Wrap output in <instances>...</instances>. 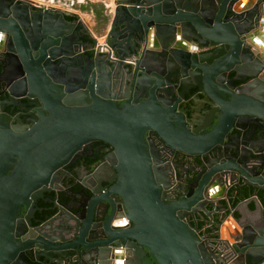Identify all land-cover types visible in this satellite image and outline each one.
Masks as SVG:
<instances>
[{
    "label": "water",
    "instance_id": "95a60500",
    "mask_svg": "<svg viewBox=\"0 0 264 264\" xmlns=\"http://www.w3.org/2000/svg\"><path fill=\"white\" fill-rule=\"evenodd\" d=\"M114 5L117 59L73 53L78 23L63 14L0 0V93L38 101L42 118L15 133L0 115V264L264 262V0ZM151 31L159 51L146 49ZM133 54L142 57L134 70ZM97 142L112 150L91 174L97 183L79 184L64 204L47 200L59 169ZM230 184L256 193L242 200L231 238L226 216L216 220Z\"/></svg>",
    "mask_w": 264,
    "mask_h": 264
},
{
    "label": "flooded vegetation",
    "instance_id": "af4514ba",
    "mask_svg": "<svg viewBox=\"0 0 264 264\" xmlns=\"http://www.w3.org/2000/svg\"><path fill=\"white\" fill-rule=\"evenodd\" d=\"M105 6V5H104ZM35 11V13L40 12L41 10H36L33 9ZM105 15L104 18H102L103 20L106 19L105 24L107 25L105 27V31L102 37H106V40L110 43V39L111 37H109V33L114 32V31H118L117 29L111 27V22H112V17L114 15V9H109V7H107V9H105ZM44 12V11H41ZM49 12H53L56 13L55 11H49ZM60 13V12H59ZM104 13V11H103ZM62 14V13H61ZM65 16V15H64ZM68 16H65V18ZM75 17V19H73L72 21H69L70 23H73L74 21H76L78 24L73 28L72 32H70L71 37L73 38L71 40V45H70V50L73 53L76 54H87L90 56H94L96 55L97 52L101 53L99 50L96 49V45L100 42L99 40H101V38H98L99 35H95L92 30L94 29V27H92V24L90 23H86L83 21V17L80 14V16H72ZM30 26H32V24L28 23L25 26V29L27 31L30 30ZM142 38V37H141ZM146 40V49L147 50H151V51H155L150 49V42H152L151 40L154 39V42L157 40L156 35L151 31L149 32L147 37H144ZM142 38V39H143ZM123 39H120V41H122ZM1 41L2 39H0V46H1ZM99 41V42H98ZM3 46H5V44H7V40H3ZM43 44V41L40 42L39 46H38V53H40L41 51V46ZM184 44V43H183ZM189 47V49H191V45L190 44H185ZM194 47V46H193ZM30 50H32L30 48ZM34 51V50H32ZM31 51V52H32ZM37 51V50H36ZM105 54V53H102ZM116 54V53H115ZM117 56V55H116ZM40 57V56H39ZM134 59L133 61H135L134 64H128L126 62L127 65H131L133 70L135 69V66L138 65L139 61L141 60V56L139 55H131L128 58L125 59V61L127 59ZM154 56L151 53H149L147 55V59L148 61H154ZM161 62H166L163 59H159ZM32 61H36V59H32ZM128 66V67H131ZM114 84V82H113ZM0 99L4 100L6 102L5 107L3 109V111L1 110L0 115L2 116V128H4L5 126H7L10 130H12L15 133H20L23 130L26 129H32L38 122H40L42 120V118L40 117V111L38 108V101H33V99L31 100H26V99H22L17 101L15 104L11 102V100H9L4 93H0ZM51 99L55 100L54 98L51 97ZM152 140H154L157 144L159 143L155 137L153 136ZM163 147V146H161ZM160 148V145H159ZM165 148V147H164ZM93 150L95 152H91L90 150H86V151H81V155L77 158L75 164L73 166L70 167H63L59 169V178L57 180L54 181V185L53 188L50 192H48L45 196V198L49 201H53L54 204L60 205V204H64L65 201H68V198H71V191L75 192L78 191V185L79 184H85V185H90L93 182H96V177H92L91 174L92 172H94V170H97L101 165L102 162L100 160V156L102 154H110L112 152L111 148L108 145L102 144V143H96L95 146L93 147ZM163 150V149H162ZM161 150V155L163 158V162L165 163H169V164H175L176 163V158L174 157L173 153L171 150L167 149V150ZM178 170L179 169L178 167ZM109 170H106L105 173L108 174L107 178L111 177V174L109 173ZM10 173V172H9ZM8 173V174H9ZM104 172L102 173L103 175L105 174ZM103 178V177H102ZM104 186H106V184H103ZM235 184H230L229 189L234 188ZM96 186H98L96 184ZM66 193V194H64ZM230 193V192H229ZM68 194V195H67ZM258 194V193H257ZM253 196H256V193L251 195V197L249 199H251ZM225 198V197H224ZM227 199V198H225ZM227 201H229V198L227 199ZM241 202V201H240ZM39 206L43 207L45 206L43 204L42 201L39 202ZM48 207H51V205H49ZM226 209V208H225ZM234 209V207L231 208V210ZM226 214H224L222 211H220V214L216 217V220H220L225 218ZM121 223V222H119ZM122 223H128L127 219L122 220ZM201 223V222H200ZM199 223V228H201L202 233L211 238L214 239V235L216 234V230L212 227V226H206L204 223H202V226H200ZM238 264V263H236ZM239 264H246V262L243 260V262H239ZM257 264H264V262H260Z\"/></svg>",
    "mask_w": 264,
    "mask_h": 264
},
{
    "label": "built area",
    "instance_id": "2783aa9c",
    "mask_svg": "<svg viewBox=\"0 0 264 264\" xmlns=\"http://www.w3.org/2000/svg\"><path fill=\"white\" fill-rule=\"evenodd\" d=\"M28 5H30L33 9L41 10V11H55L60 12L65 16H80L81 11L79 10V6L85 4L87 0H21ZM103 4L107 8L108 5L106 1L102 0ZM100 41V42H99ZM96 45V49L101 53L109 54L112 59H117L114 50L112 49L110 43L106 40V37H102ZM134 59H127L126 62L128 64H134Z\"/></svg>",
    "mask_w": 264,
    "mask_h": 264
},
{
    "label": "crops",
    "instance_id": "0c3cea01",
    "mask_svg": "<svg viewBox=\"0 0 264 264\" xmlns=\"http://www.w3.org/2000/svg\"><path fill=\"white\" fill-rule=\"evenodd\" d=\"M104 1H106L109 9H114V7H115L114 1L115 0H104ZM244 1H246V0H244ZM255 1L256 0H249V4H254ZM89 2H90V4H89L90 6L88 5L89 8H92L93 6L98 7V6H96V4H98V3L99 4H101V3L103 4L102 0H100L99 2H97L96 0H89ZM85 7H86V5H84V4L81 5V6H79V8H81V9H83ZM237 8H239V7L237 6ZM238 10L241 11L242 9H238ZM263 19H264V16H263ZM93 24H94V22H93ZM257 34H258V38L261 39L262 45H263V47L262 46H258L257 47V49H258L257 51H260V55L262 57H264V25L263 24L261 25V28L257 31ZM151 41L152 42H150V46H151L150 49L155 50V51H159L160 50V47L154 42V39L151 40ZM253 194H255V193L253 191H251V195H253ZM219 195H221V194H219ZM219 199H221V203L222 204L223 203L226 204V207L228 209L227 212H226V219H225V225H224L225 226L224 227L225 229L223 230V234L225 235V237H229V238L235 237L241 231V229L237 225V222L235 221V219H239L240 218V214H239V212H237V209L238 208H241L242 201L241 202L239 201L236 204V206H233L234 209L231 210L232 207L229 206L230 205L229 204V201L225 200L224 196L223 197H220ZM249 207H250V210L251 211L255 210V204L254 203H251Z\"/></svg>",
    "mask_w": 264,
    "mask_h": 264
},
{
    "label": "rangeland",
    "instance_id": "374dc122",
    "mask_svg": "<svg viewBox=\"0 0 264 264\" xmlns=\"http://www.w3.org/2000/svg\"><path fill=\"white\" fill-rule=\"evenodd\" d=\"M96 1L99 2L100 0L99 1L96 0ZM89 4H90V2H89V0H87V2L84 4V5H86V7L83 8V9L80 8L79 10L81 11V15L83 17V21L86 22V23L92 24V27H94L92 32L96 36L99 35L98 38H101L100 36H103L104 31H105V27L107 25L105 24V21L103 19L100 20V19L97 18V15L94 12L95 9H93V8L104 7L103 15L106 14L105 13V11H106L105 9H107V8L102 3L101 4H99V3L96 4V6H98V7L93 6L92 8H89V6H90ZM93 22H94V24H93Z\"/></svg>",
    "mask_w": 264,
    "mask_h": 264
},
{
    "label": "trees",
    "instance_id": "16d2710c",
    "mask_svg": "<svg viewBox=\"0 0 264 264\" xmlns=\"http://www.w3.org/2000/svg\"><path fill=\"white\" fill-rule=\"evenodd\" d=\"M93 9H95L94 12L97 15L98 19L101 20L102 18H104V16H103L104 7L93 8ZM66 19L69 21H72L73 19H75V17L68 16V17H66ZM104 20L106 21V19H104ZM258 194L260 196H262V192H259ZM250 197H251V191H249L248 189H243L240 192H237L236 188H233L230 190V193H229V204H230L229 206H231V207L236 206V204L239 201L249 199ZM223 206L227 209L225 203H223ZM200 226H202V223H200ZM214 237H215V235H214Z\"/></svg>",
    "mask_w": 264,
    "mask_h": 264
}]
</instances>
